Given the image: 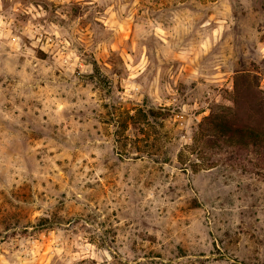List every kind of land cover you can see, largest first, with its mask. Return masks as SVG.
Segmentation results:
<instances>
[{"label": "rangeland", "instance_id": "obj_1", "mask_svg": "<svg viewBox=\"0 0 264 264\" xmlns=\"http://www.w3.org/2000/svg\"><path fill=\"white\" fill-rule=\"evenodd\" d=\"M242 74L264 0H0V264H264V161L192 147Z\"/></svg>", "mask_w": 264, "mask_h": 264}, {"label": "trees", "instance_id": "obj_2", "mask_svg": "<svg viewBox=\"0 0 264 264\" xmlns=\"http://www.w3.org/2000/svg\"><path fill=\"white\" fill-rule=\"evenodd\" d=\"M234 95V107H223L220 111H214L199 125L192 147L201 162L200 166L214 168L218 162L216 158L223 152L233 156L241 150L237 147L240 142L247 150L252 143L255 154L264 161V91L256 77L242 74L235 82ZM162 112L154 109L147 112L139 110L130 118L134 121L140 117L157 119L163 115ZM161 118L165 119V116Z\"/></svg>", "mask_w": 264, "mask_h": 264}]
</instances>
